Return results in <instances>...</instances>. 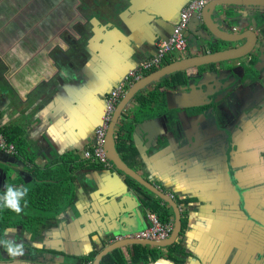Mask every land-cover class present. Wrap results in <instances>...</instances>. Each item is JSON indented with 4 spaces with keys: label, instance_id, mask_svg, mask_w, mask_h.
I'll use <instances>...</instances> for the list:
<instances>
[{
    "label": "crops",
    "instance_id": "obj_1",
    "mask_svg": "<svg viewBox=\"0 0 264 264\" xmlns=\"http://www.w3.org/2000/svg\"><path fill=\"white\" fill-rule=\"evenodd\" d=\"M185 1L101 0L105 12L107 3L114 5L117 18L94 7L96 11L85 19V0H0V126L24 128L29 151L41 169L56 163L57 156L73 154V160L62 169L68 181L55 187L53 199L61 193L56 190L64 188L62 199L67 194L71 199L75 196L74 210L45 219L34 240L21 225L7 229L5 239L22 244L23 255L13 256L1 249L0 264H88L81 257L96 255L102 244L125 235L120 224L109 217L129 222L130 233L148 226L139 200L145 191L139 187V194H134L133 181L117 171L89 165L83 153L95 142L107 93L153 54L155 41L170 33ZM88 22L95 35L81 45L78 36L83 32L76 26ZM187 46L181 54L184 57L188 41ZM172 94H167L166 104ZM177 102L173 94L171 103ZM180 114L186 126H193L191 119L189 122ZM204 121L200 118L196 123L209 126ZM131 128L129 140L135 149L127 146L120 152L125 163L172 195L193 197L187 206L186 238L171 264H264L256 260L251 227L245 224L242 211L233 208L238 196L233 199L235 195L220 176L222 149L215 139L216 128V134H198V143L192 141L195 129L187 137L174 132L171 124L145 116L136 118ZM201 139L206 142L200 144ZM244 151L237 158L243 171L235 182L250 187L245 197L250 207L257 204L253 171L259 157L248 147ZM209 173L214 179L207 180ZM24 180L30 178L24 175ZM129 248L118 250L126 264H136L126 253ZM160 250L157 260L170 261L166 251Z\"/></svg>",
    "mask_w": 264,
    "mask_h": 264
},
{
    "label": "water",
    "instance_id": "obj_2",
    "mask_svg": "<svg viewBox=\"0 0 264 264\" xmlns=\"http://www.w3.org/2000/svg\"><path fill=\"white\" fill-rule=\"evenodd\" d=\"M190 0L185 1L188 3ZM185 3V4H186ZM184 4V5H185ZM183 7V6H182ZM180 8L179 12L181 11ZM258 10L257 14H253L254 26L250 27L249 15L242 16L244 10ZM178 12V15H179ZM116 13L112 18H117ZM177 15V18H178ZM261 18V19H260ZM177 20V19H176ZM258 20L260 24L258 23ZM176 24L173 22L171 29ZM264 24V0H212L203 7L199 14H195L188 23V26L184 32L188 44V54L184 57L179 55L176 59L161 66L160 68L152 71L149 74L144 75L141 79L135 81L132 85L127 88V91L117 104L115 111L112 114L111 120L108 124L105 138H104V149L105 154L111 163V168L108 171H117L124 177L130 179L135 184L132 186L134 194H139V187L145 191L143 194L140 193V204L143 210L150 209L151 205L157 204L159 208L168 210L173 216V229L168 238L163 241H148L142 239L122 238L114 239L107 245H103V248L93 258L91 264H101L102 258L111 253L114 250H118L124 247L132 245L147 246L159 250L164 249L165 254L168 253V248L172 245H176V250L173 252V256L179 255L182 243L186 238V230L189 225V212L183 208L181 204L184 202L193 203L192 198L187 199L181 195H172L163 186H155L152 182L139 175L136 171L131 169L121 158L120 153L117 151L115 146L116 125L118 118L121 115L123 109L134 99V96L158 82L163 77L169 76L176 72H185L192 68L205 67L209 65L222 64L228 61L242 59L249 55L251 50L255 49L257 44H264V32L262 31ZM259 28L258 32L263 35L257 36L255 29ZM194 28V30L192 29ZM170 29V31H171ZM257 32V33H258ZM169 34L163 38L166 39ZM191 36V38H189ZM237 45V46H236ZM188 48V47H187ZM190 48L193 50L191 51ZM264 54L263 52H260ZM151 56V55H150ZM222 79L219 78L218 82ZM221 83V82H220ZM209 96H212L211 94ZM215 125L219 123L214 121ZM174 132L179 133L177 128L173 129ZM0 157H4L7 160L8 155L0 151ZM220 160V158H218ZM224 161L225 173L224 175L229 176L230 181L226 180L227 185L232 190L234 198L240 193L241 200L246 204L245 197L250 190L245 184L234 183V178L230 177V170L232 166V155L229 152H225L224 158H221V162ZM240 181V180H239ZM196 198V197H195ZM190 203V204H191ZM243 208V207H242ZM128 216V215H126ZM244 216V215H243ZM245 216L243 217V219ZM109 219L117 221L122 231L125 234L130 233L129 222H123L122 217H113ZM117 219V220H116ZM182 220L184 221V229L182 228ZM109 221V220H108ZM128 224V225H127ZM121 231V230H120ZM122 234V232L120 233ZM124 235H117L122 237ZM114 238V237H113ZM163 254V255H165ZM183 258V256H180ZM89 264V263H88Z\"/></svg>",
    "mask_w": 264,
    "mask_h": 264
},
{
    "label": "flooded vegetation",
    "instance_id": "obj_3",
    "mask_svg": "<svg viewBox=\"0 0 264 264\" xmlns=\"http://www.w3.org/2000/svg\"><path fill=\"white\" fill-rule=\"evenodd\" d=\"M257 13L258 10L256 11L253 9L246 11L245 15L247 16L248 14L250 16L249 17L250 27H253L255 25L252 16L253 14H257ZM258 23L260 24L259 20ZM258 30L259 28L257 27V29H255V34L261 37L263 34L258 32ZM262 31L264 32V24ZM260 52L264 53V44L258 43L256 48L251 50L249 55H247L242 59L228 61L217 65H209L205 67L192 68L186 70L185 72H182L184 76L183 78L186 81L185 85H179L178 83L172 84L171 82L173 78H169L168 82H170V85L164 86V84L162 85L163 81L159 80L158 82L151 85L149 88H146L145 90L140 92V96L145 97L146 102L142 104L140 101H137L134 98L123 109L117 121L116 131H122L124 135H127L129 129H132L131 127L134 121L136 120V118L140 116H145V118H150V120L156 121L157 123L160 122L162 124H171L172 129L177 128L179 132H181L185 136H187V134L191 130L194 131L195 129L194 135L192 136V141L195 143H198V137H199L198 134H201L202 137H207L208 133L211 135L212 133L216 134V132L218 131L216 135L217 137L215 139L218 141L217 142L218 147L222 149L221 151L222 154L220 153L222 158H224L225 148L227 147L228 148L232 147L233 151H235L234 153L237 155L236 158H238V155H240L241 152H243L244 149H246L247 147L250 149V152H253V154L255 155L259 151L258 147L264 145V116L261 117L256 115V119L251 122V127L245 129L246 130L245 133H241L244 131L243 130L241 132L231 131V134H229L228 133L229 130H227V128L229 129L230 126L227 125L226 127H223L219 123V118L221 116H219V118L217 117L216 119L214 115H210V118L206 120L204 118L203 113H205L207 110L210 109V105L214 104L213 102L214 100H211L214 98L213 97L214 95L209 96L211 89L212 91L216 90L217 93H219L218 96H225L226 93L232 95L239 104H242L241 103L242 101H246V102L252 101L251 96L254 94L253 92H257L258 91L257 89L260 88L261 83L263 84L264 82V54H261ZM176 58L177 57H175L174 59ZM166 60L167 59H165L162 62L161 66L167 64ZM192 70L195 76H197V78L199 79L197 80L196 83L192 82L191 85L192 77L190 72H192ZM219 78L222 79L220 81L221 83L218 82ZM151 91L152 93L154 92V97H150ZM183 91H185L184 95L187 98L185 100L181 99V94L183 93ZM203 91H205V93ZM249 91H252L253 94H250ZM170 92H172L178 98V102L175 103V105L174 103H171L173 94L169 96V100H168L169 104H166L165 102L166 96H168L167 94ZM155 93L157 94V96H155ZM158 93L163 94V97L160 98ZM256 100H260V103L264 102V92L258 94ZM218 102H220V100ZM174 107L177 110L172 109ZM199 107H203V108L201 110H198ZM103 110H104V103H103L102 113ZM241 110L242 113L245 114L244 117L245 120H248L250 119L251 116H253V115L248 116L250 112L249 108L244 109L243 106ZM143 111H146V113L140 114ZM225 111H227L226 116L229 117L230 113L226 108H223L222 112ZM230 111L234 114L233 119L236 120V118L238 117L237 114L240 113V111L232 107ZM180 113H183L189 122H190L189 119H191L194 123L193 126L191 124H190L191 126L189 125V127L186 126L185 122L180 120L181 119ZM200 118H204L205 120L204 122L206 123L209 122L210 124L207 125H209L210 127L209 126L205 127L204 126L205 123L204 124L199 122L196 123V121ZM214 121L216 123L218 122L219 124L215 125ZM213 124L215 125V127ZM215 128L217 131L215 130ZM206 129L207 131H204ZM253 138L255 139L253 140ZM205 140L206 139L203 140L201 139L200 144L205 143L206 142ZM258 153H257V159L259 157V160H257L254 163L256 170L253 171L254 173L253 191H255L257 194L256 196L257 204L256 206L251 204L250 208L254 210V212H256L257 215H262V213H264V159L260 156V153L258 156ZM120 155L122 154L120 153ZM123 161L125 162L124 159ZM232 166L233 168L241 167V165L237 164V159H234ZM220 167H221L220 176H223V179L230 181L229 176L224 175L225 173L224 161L221 162ZM235 171L232 169L230 170V177L231 178L233 177L235 180H237V176H239L240 179V176L242 175L241 168L238 169V171L236 172ZM205 176L207 180L214 179L213 173H209ZM261 222H264V220H262ZM251 229L253 231L252 237H253V244H254L253 246L255 249L254 253L256 260L259 262L261 260L264 263V228L256 227L255 229H253V227L251 226ZM118 251L119 254H121L120 250ZM126 253L127 255L131 254L130 248L127 250ZM92 261L93 260H89L88 263H91Z\"/></svg>",
    "mask_w": 264,
    "mask_h": 264
},
{
    "label": "trees",
    "instance_id": "obj_4",
    "mask_svg": "<svg viewBox=\"0 0 264 264\" xmlns=\"http://www.w3.org/2000/svg\"><path fill=\"white\" fill-rule=\"evenodd\" d=\"M166 59V63L172 61L170 58ZM154 70L155 69L144 72V74H149ZM183 77L184 76L182 72H176L169 76L163 77L160 80L163 81L162 85L164 84V86L170 85V82H168L169 78H173L171 82L172 84L178 83L179 85H185L186 81ZM155 96H157L156 93ZM159 96L160 98H162L163 94H159ZM150 97H154V92L152 93L151 91ZM134 98L137 101H140L142 104L146 102L145 97L140 96V92L137 93ZM202 108L203 107H199L198 110H201ZM144 113H146V111H143L140 114ZM0 134L3 136L5 143L8 145H13L14 148V152L11 155H8V159L11 161L15 160L17 162H20L24 166V174L15 177L12 181H8L5 184V189L1 194H5L7 186L28 188L27 195L21 201V205L22 208L33 212L32 216L22 214L18 220L14 221L12 216L15 212L6 207L0 206V246L2 250L9 254L6 246L8 241L5 239V235H3L6 229L21 225L26 231L31 233L32 240H34L38 238L39 228L43 225L44 220L50 217L57 216L56 213L53 212L57 210L61 211L63 209L60 206L61 204L58 203L60 201H57L59 199H57L56 197L55 199H53V191L55 187L64 186L66 184V181H68V178L62 175V169L66 164L70 163L73 160V154L57 156L56 163L49 165L45 169H41L34 162V154L29 151V146L25 139L24 128H21L14 124L0 126ZM114 136L115 146L119 153L123 149L127 148V146L134 151L135 148L132 147V144H130L129 140L131 137V129H129L127 135H124L122 131H115ZM121 157L125 160V157L123 155H121ZM84 161H87L89 165H94L98 169H103V166L95 163L92 160L85 159ZM9 167L10 165H4L0 163V168H2L4 172H8ZM24 175L29 177L30 181L26 182L24 180ZM149 210L156 213V215L162 222L173 217L171 213L168 212V210L162 211L157 204L151 205V208ZM184 226V221L182 220L183 229ZM176 247V245H172L168 248V253L166 255L168 259L171 258L170 261H174L176 258L172 255L176 250ZM130 253L132 262L136 264H147L152 261L154 262L161 257L159 250L147 246L132 245L130 246ZM81 258L82 261L93 260L94 254ZM101 264L126 263L123 256L119 254V251L114 250L102 258Z\"/></svg>",
    "mask_w": 264,
    "mask_h": 264
},
{
    "label": "built area",
    "instance_id": "obj_5",
    "mask_svg": "<svg viewBox=\"0 0 264 264\" xmlns=\"http://www.w3.org/2000/svg\"><path fill=\"white\" fill-rule=\"evenodd\" d=\"M210 1L212 0H190L186 3L179 12L176 24L171 29L169 36L166 39L155 41L153 45V54L150 57L141 60L136 67L123 77L113 90L107 93L104 100V110L101 114L100 124L95 132V142L90 148L84 150V159L92 160L103 167L110 166L105 154L104 138L117 104L127 91V88L135 81L141 79L144 72L159 68L166 58L174 59L186 52L187 38L184 32L188 26L189 20L195 14H199L203 7ZM0 151L11 154L14 152L13 145L6 144L1 134ZM145 219L148 224L145 229L135 233L126 234L122 237H115V239L134 238L148 241H163L169 237L173 229L172 218L162 222L156 213L147 209L145 212Z\"/></svg>",
    "mask_w": 264,
    "mask_h": 264
},
{
    "label": "rangeland",
    "instance_id": "obj_6",
    "mask_svg": "<svg viewBox=\"0 0 264 264\" xmlns=\"http://www.w3.org/2000/svg\"><path fill=\"white\" fill-rule=\"evenodd\" d=\"M83 5L84 6H83L82 14H83V18H85V19H87V16L92 14V12L96 11V10H98L99 12H102V13L104 12L105 15L108 16V17H111L110 15H112L114 17V15L118 12L116 10L114 11V7H113L114 5L113 4L107 3V5H108L107 7L109 9L108 11L111 12V14L109 15L108 11L105 12L103 10L101 0H99V1H97V0H85V2H83ZM120 5L121 4L120 3L118 4V2H117V6H120ZM94 7L96 8V10L94 9ZM117 10H118V7H117ZM113 11H114L115 14H113ZM99 22H100V25H102L101 20ZM88 23L85 24V25L81 24L82 26H80V25L76 26L79 30H82V32H83V34H80L81 36H78V40H81V43H82L81 45H87L88 38H91V37H93V35H95V33L92 31V24L89 23L91 26H88ZM66 35H68L67 31H66ZM190 74H191V77H192V79L190 78L191 79V85H192V82L196 83L199 78H197V76H195L193 70H192V72H190ZM257 90H258L257 92H253L254 94L252 93V91H249L250 94H253L251 96L252 101H250V102L242 101L241 102L242 104H239L237 102V100H235V98L232 95L226 93L225 96H218L219 93H217L216 90L212 91V89H211L210 90V94L212 96L214 95L213 96L214 98L211 99V100H214L213 101L214 104L210 105V109L207 110L205 113H203L204 118L207 120L208 118H210V115H214V117H216V119H217V117L219 118V116H221L219 118V123L223 127H226L227 125L230 126L229 129L227 128V130H229L228 131L229 134H231V131L241 132L243 130L244 131L241 132V133H245V131H246L245 129H248L249 127H251V122L256 119V115L257 116H261V117L264 116V102L260 103V100H256L257 95L260 94L261 92L262 93L264 92V82H263V84L261 83L260 88H258ZM203 92L205 93V91H203ZM184 93H185V91H183V93L181 94V97L185 96ZM219 100H220V102H218ZM243 106H244V109L245 108H249L250 112H249L248 116L253 115L254 117L251 116L250 119L245 120L244 119L245 114L242 113V110H241L243 108ZM231 107L236 109V110H238V111H240V113L237 114L238 117L236 118V120L233 119L234 118V114L230 111ZM223 108H226L228 110V112L230 113L229 117L226 116L227 115L226 114L227 111L222 112ZM214 117H213V119H214ZM246 122H249V123H246ZM254 139L255 138H253V140ZM224 143H226V142H224ZM258 149H259L258 152L260 153V156L264 159V145L263 146L261 145V147H258ZM225 152L227 154L229 152L231 153V155H232V162L231 163H233L234 159H237L236 158L237 155L234 153L235 151H233L232 147L225 148ZM6 154L9 155L11 153H6ZM238 157L240 158L241 155H238ZM34 159H35V157H34ZM0 163H2L4 165H10L8 172H4L2 170V168H0V178H1V180H0V197H3L4 195H2L1 193L5 189V184L8 181H12L15 177L21 176L22 174H24L23 173V167L24 166L20 162H17L15 160H13V161L7 160L4 157H0ZM240 168L243 169L242 167H237V168H233V169L231 168V169L234 170V171L235 170L238 171V169H240ZM219 173H221V172H219ZM221 177L223 178V176H221ZM235 181L236 180L234 179V183H235ZM64 189H60V190H56V191H61V193H62L64 191ZM61 193L56 194L55 197L57 199H59L57 201L64 200L66 205H65V203L61 204L60 206L63 209L61 211L57 210V211L53 212V213H56V215H59L61 213H65L68 210H70V211L74 210V209H72V207H74L75 196L71 199L72 195L71 194H69V195L67 194L62 199L61 196H63V194L60 195ZM241 194L242 193H240L238 195L237 200H236L237 202H236V204L233 205V208L237 207V208H239L242 211L243 215L246 218L244 222L249 227L252 226L253 229H255L256 227H258V228L263 227L264 228V225H263L264 222H261L262 220H264V213H262V215H257L256 212H254V210H252L249 206L244 204V200L242 202ZM74 195H75V193H74ZM190 203L183 201L181 206L183 208H185V209H189V208H187V206H190V205H188ZM67 204H68V206H67ZM22 214L32 216L33 212L23 208V211L21 213H19V214H17L16 212L14 213V215L12 216L13 220L14 221L18 220L21 217ZM59 216H61V215H59ZM41 230H42V226L39 228V234H40ZM6 231H7V229L3 233V235H5V236H6V234H8V233H6ZM187 231L188 230H186V233H187ZM9 233H10V231H9ZM0 251H2L1 247H0Z\"/></svg>",
    "mask_w": 264,
    "mask_h": 264
},
{
    "label": "clouds",
    "instance_id": "obj_7",
    "mask_svg": "<svg viewBox=\"0 0 264 264\" xmlns=\"http://www.w3.org/2000/svg\"><path fill=\"white\" fill-rule=\"evenodd\" d=\"M109 163H110V161H109ZM111 166L112 165L110 163L109 167H103V169L104 168L109 169V168H111ZM27 192H28V188H26V187L7 186L4 196L0 197V206L6 207V208L16 212L17 214L21 213L23 211L21 201L27 195ZM127 234H130V233H127ZM114 239H115V237L113 238V240ZM6 246H7L8 252L11 255H13V256L23 255V245L22 244L13 245L12 242H7ZM91 263H89V264H91ZM156 264H171V261L161 259V260H157Z\"/></svg>",
    "mask_w": 264,
    "mask_h": 264
}]
</instances>
